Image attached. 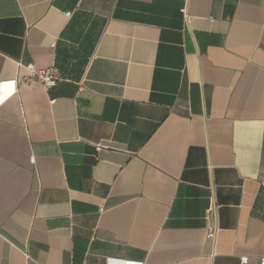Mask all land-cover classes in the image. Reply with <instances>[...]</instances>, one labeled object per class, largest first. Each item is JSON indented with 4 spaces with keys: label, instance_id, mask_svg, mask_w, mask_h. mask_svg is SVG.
<instances>
[{
    "label": "crops",
    "instance_id": "0c3cea01",
    "mask_svg": "<svg viewBox=\"0 0 264 264\" xmlns=\"http://www.w3.org/2000/svg\"><path fill=\"white\" fill-rule=\"evenodd\" d=\"M263 258L264 0H0V264Z\"/></svg>",
    "mask_w": 264,
    "mask_h": 264
},
{
    "label": "built area",
    "instance_id": "2783aa9c",
    "mask_svg": "<svg viewBox=\"0 0 264 264\" xmlns=\"http://www.w3.org/2000/svg\"><path fill=\"white\" fill-rule=\"evenodd\" d=\"M53 46H55V44H53ZM27 69L29 70L31 77L33 79L39 80L44 85L45 88L55 87L60 80L54 68L38 70L37 68H35L34 65H29L27 66ZM106 149H109V146L106 144L96 145L97 152L106 150ZM209 237L213 239L215 237V232L214 231L210 232ZM260 264H264V258L261 259Z\"/></svg>",
    "mask_w": 264,
    "mask_h": 264
}]
</instances>
